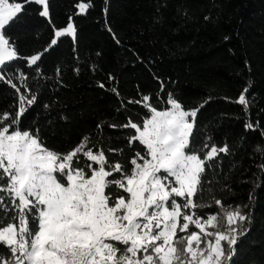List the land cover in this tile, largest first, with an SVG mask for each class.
Segmentation results:
<instances>
[{
	"label": "trees",
	"instance_id": "trees-1",
	"mask_svg": "<svg viewBox=\"0 0 264 264\" xmlns=\"http://www.w3.org/2000/svg\"><path fill=\"white\" fill-rule=\"evenodd\" d=\"M79 2L49 0L51 23L39 15L42 6L27 4L24 21L6 32L20 58L0 67V75L20 93L37 97L21 118V130H39L45 146L60 153L87 135L94 151L104 150L110 163L130 170L143 146L129 148L134 130L110 125L129 119L142 124L148 110L128 101L149 95L162 110L171 93L185 110L199 109L193 149L201 158L212 145L229 148L207 162L203 190L194 197L202 207L195 211L202 218L223 215L215 199L247 205L243 211L251 222L230 264H264V0H91L86 14H78ZM69 18L75 39L58 38L29 66L24 58L44 52ZM246 87L247 109L236 102ZM18 108L19 94L0 81V114L14 116ZM248 123L254 127L246 128ZM87 163L80 157V167ZM191 231L198 229L190 225Z\"/></svg>",
	"mask_w": 264,
	"mask_h": 264
},
{
	"label": "snow or ice",
	"instance_id": "snow-or-ice-1",
	"mask_svg": "<svg viewBox=\"0 0 264 264\" xmlns=\"http://www.w3.org/2000/svg\"><path fill=\"white\" fill-rule=\"evenodd\" d=\"M30 3L42 6L39 15L51 23L49 0H0V67L20 58L6 32L24 21ZM91 7V0L76 4L78 14ZM75 35L69 18L66 27L55 29L44 52L24 59L37 65L58 38ZM18 79L23 84L27 77L21 73ZM0 81L19 94L15 115L0 114V247L6 249L0 264H230L251 217L243 211L247 205L225 206L220 199L214 203L223 215L202 218L195 211L202 207L194 197L203 190L207 162L229 151L227 144L212 145L201 158L193 149L198 108L185 110L171 93L162 110L152 106L149 95L129 100L149 113L142 124L129 119L110 125L134 130L129 148L136 142L143 146L129 170L121 162L110 163L104 150L94 151L87 135L60 153L45 146L39 130H21V118L37 97L20 93L10 78L0 75ZM247 91L236 101L245 109ZM108 151L123 154V149ZM80 157L86 167L79 166ZM190 225L199 231L189 232Z\"/></svg>",
	"mask_w": 264,
	"mask_h": 264
},
{
	"label": "rangeland",
	"instance_id": "rangeland-1",
	"mask_svg": "<svg viewBox=\"0 0 264 264\" xmlns=\"http://www.w3.org/2000/svg\"><path fill=\"white\" fill-rule=\"evenodd\" d=\"M199 231V230H198Z\"/></svg>",
	"mask_w": 264,
	"mask_h": 264
}]
</instances>
